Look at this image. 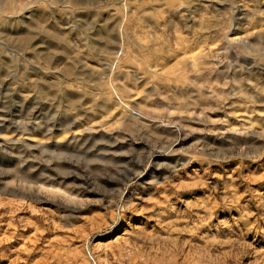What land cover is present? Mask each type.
<instances>
[{
	"label": "rangeland",
	"instance_id": "374dc122",
	"mask_svg": "<svg viewBox=\"0 0 264 264\" xmlns=\"http://www.w3.org/2000/svg\"><path fill=\"white\" fill-rule=\"evenodd\" d=\"M0 264H264V0H0Z\"/></svg>",
	"mask_w": 264,
	"mask_h": 264
}]
</instances>
